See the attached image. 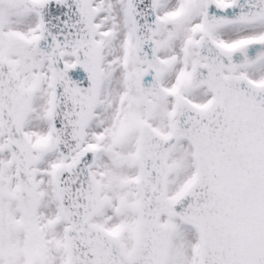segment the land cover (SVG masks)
<instances>
[{"label": "snow or ice", "instance_id": "obj_1", "mask_svg": "<svg viewBox=\"0 0 264 264\" xmlns=\"http://www.w3.org/2000/svg\"><path fill=\"white\" fill-rule=\"evenodd\" d=\"M0 264H264V0H0Z\"/></svg>", "mask_w": 264, "mask_h": 264}]
</instances>
